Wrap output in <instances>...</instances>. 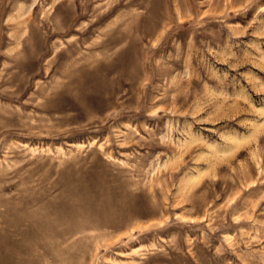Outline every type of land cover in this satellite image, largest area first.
I'll return each mask as SVG.
<instances>
[{
	"label": "rangeland",
	"instance_id": "obj_1",
	"mask_svg": "<svg viewBox=\"0 0 264 264\" xmlns=\"http://www.w3.org/2000/svg\"><path fill=\"white\" fill-rule=\"evenodd\" d=\"M0 264H264V0H0Z\"/></svg>",
	"mask_w": 264,
	"mask_h": 264
}]
</instances>
